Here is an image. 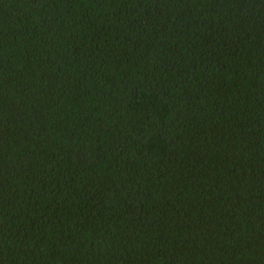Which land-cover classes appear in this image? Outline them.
<instances>
[{
  "label": "trees",
  "instance_id": "obj_1",
  "mask_svg": "<svg viewBox=\"0 0 264 264\" xmlns=\"http://www.w3.org/2000/svg\"><path fill=\"white\" fill-rule=\"evenodd\" d=\"M0 264H264V0H0Z\"/></svg>",
  "mask_w": 264,
  "mask_h": 264
}]
</instances>
